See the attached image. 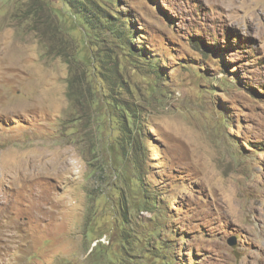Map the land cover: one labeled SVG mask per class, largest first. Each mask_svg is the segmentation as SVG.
Segmentation results:
<instances>
[{
	"label": "rangeland",
	"instance_id": "rangeland-1",
	"mask_svg": "<svg viewBox=\"0 0 264 264\" xmlns=\"http://www.w3.org/2000/svg\"><path fill=\"white\" fill-rule=\"evenodd\" d=\"M82 1L0 0V264H264V0Z\"/></svg>",
	"mask_w": 264,
	"mask_h": 264
},
{
	"label": "trees",
	"instance_id": "trees-1",
	"mask_svg": "<svg viewBox=\"0 0 264 264\" xmlns=\"http://www.w3.org/2000/svg\"><path fill=\"white\" fill-rule=\"evenodd\" d=\"M70 5L73 8L72 10L78 8L76 12L80 14L81 20L85 21L86 23L91 22L90 14L92 13V11L88 12L89 10L86 1L83 2L82 0H78V1L70 0ZM108 17H107L108 22L105 23L104 25H106L108 29L111 30V32L114 34L115 39L117 40L119 39V41L122 43V46L126 48V51L128 53H132L133 55L142 58L143 57L142 53L139 52L138 50L137 51L134 50V46L130 40L131 36L129 35V33L131 32V26L127 27V25L125 24V20L128 19V16L126 15L124 17H119L120 21H114V22H112V20Z\"/></svg>",
	"mask_w": 264,
	"mask_h": 264
}]
</instances>
